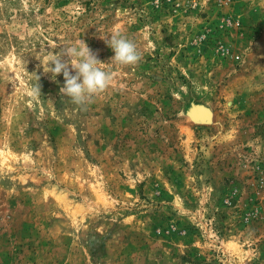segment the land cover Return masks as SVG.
Instances as JSON below:
<instances>
[{
    "label": "rangeland",
    "instance_id": "rangeland-1",
    "mask_svg": "<svg viewBox=\"0 0 264 264\" xmlns=\"http://www.w3.org/2000/svg\"><path fill=\"white\" fill-rule=\"evenodd\" d=\"M80 40L83 107L41 64ZM0 264H264V0H0Z\"/></svg>",
    "mask_w": 264,
    "mask_h": 264
},
{
    "label": "clouds",
    "instance_id": "clouds-1",
    "mask_svg": "<svg viewBox=\"0 0 264 264\" xmlns=\"http://www.w3.org/2000/svg\"><path fill=\"white\" fill-rule=\"evenodd\" d=\"M100 38L114 52L111 58L113 63L133 66L141 61L142 52L119 28ZM101 63L83 40L63 46L58 53H51L46 62H41L44 72L50 73L53 81L60 74L63 75L64 84L59 89L60 94L81 107L88 104L94 96L104 92L114 78L111 72L99 67ZM33 91L34 94L39 93L40 86Z\"/></svg>",
    "mask_w": 264,
    "mask_h": 264
},
{
    "label": "bare ground",
    "instance_id": "bare-ground-1",
    "mask_svg": "<svg viewBox=\"0 0 264 264\" xmlns=\"http://www.w3.org/2000/svg\"><path fill=\"white\" fill-rule=\"evenodd\" d=\"M202 110H196V113H195V118L197 120H206L208 118V113H204L202 114L201 112ZM201 112V113H200Z\"/></svg>",
    "mask_w": 264,
    "mask_h": 264
}]
</instances>
